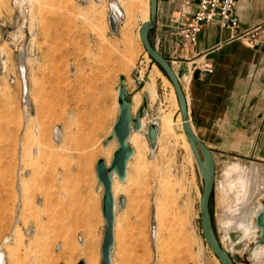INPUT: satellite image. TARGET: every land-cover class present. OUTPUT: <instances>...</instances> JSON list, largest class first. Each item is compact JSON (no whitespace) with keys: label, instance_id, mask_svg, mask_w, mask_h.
Masks as SVG:
<instances>
[{"label":"rangeland","instance_id":"obj_1","mask_svg":"<svg viewBox=\"0 0 264 264\" xmlns=\"http://www.w3.org/2000/svg\"><path fill=\"white\" fill-rule=\"evenodd\" d=\"M112 3L122 11L117 33L108 26ZM149 11V0H0V252L12 264H32L33 257L35 264H62L58 245L83 250L81 237L91 231L98 234L91 256L100 264L105 227L95 165L102 158L109 165L118 147L104 142L119 115L120 76L132 115L141 113V130L131 134L142 143L133 146L126 179L114 178V198L122 196L125 204L115 208L112 264H220L202 237L203 181L175 120L177 97L138 37ZM166 120L171 131L162 133ZM149 124L159 128L154 148ZM232 162L223 157L218 165L209 209L216 237L241 264L229 236L237 230L228 219L256 207L264 168L231 170ZM250 174L255 194L248 189ZM93 191L100 206L95 228H87L84 209L90 203L94 211L86 198Z\"/></svg>","mask_w":264,"mask_h":264},{"label":"crops","instance_id":"obj_2","mask_svg":"<svg viewBox=\"0 0 264 264\" xmlns=\"http://www.w3.org/2000/svg\"><path fill=\"white\" fill-rule=\"evenodd\" d=\"M196 8L197 0L187 5L184 0H158L154 34L148 38L160 53L173 59L171 66L186 97L189 124L196 137L213 152L216 171L223 157L234 159L233 167L229 168L231 170L246 168V164L264 168V43L260 40L256 45L249 46L239 40L232 30L213 24L203 27L194 44H184L177 34V20L189 18L197 11ZM235 14L240 22L238 31L262 21L264 0H237ZM205 65L211 67V73L206 71ZM248 180V189L255 194L257 180L252 174ZM262 182L264 186V180ZM261 192V197H264V190L261 189ZM88 197L93 199L94 211L88 208L90 203H85L84 211L88 212V216L85 215L84 226L95 228L100 199L94 191ZM261 197L254 199L256 207L252 203L247 211L237 210L228 219V223L237 230L229 236L235 252H240L241 264H261L264 260V246L256 247L251 253L248 251L253 240L251 218L258 209ZM253 207L255 209L249 218ZM241 220L251 228L246 236L242 234L243 229L237 227ZM33 240L34 234L32 250L39 256L40 249ZM97 240L98 234L91 231L81 237V242L87 244L83 250L64 249L61 243L57 244L56 254L62 264L63 261L77 264L81 256L93 257L91 254L96 252ZM55 248L56 245L53 252ZM51 250L50 247L49 254ZM2 256V264H12L6 251ZM34 260L35 257L32 264H35Z\"/></svg>","mask_w":264,"mask_h":264},{"label":"water","instance_id":"obj_3","mask_svg":"<svg viewBox=\"0 0 264 264\" xmlns=\"http://www.w3.org/2000/svg\"><path fill=\"white\" fill-rule=\"evenodd\" d=\"M157 1L149 0V19L141 23L138 30V37L145 52L149 55L153 63L160 68L167 80L173 86L175 96L177 97V105L180 113L182 130L189 142L190 150L196 160L197 166L200 169L203 181V188L199 200L200 210V224L202 237L212 253L216 256L220 264H235L230 252H228L219 239L216 237L214 226L211 219V211L209 209V202L211 194L215 185L216 166L213 152L207 145L196 137L195 133L189 124V116L187 110L186 97L183 94L180 81L171 66L172 58L164 56L155 48L148 38L151 29L154 28L157 19ZM120 13V12H119ZM121 15V13H120ZM108 26L114 33L119 31L118 17L112 11L108 17ZM118 89V112L119 115L115 124L113 125L112 134L106 139L105 144L114 140L117 141L118 147L112 154V160L107 165L105 159H99L96 162V178L97 183L102 186V207L101 213L104 220V234L102 237V245L100 249L101 261L100 264H112L111 252L114 247V223H115V208L116 206H124L125 198L118 197V200L113 195V181L114 178L120 182L126 179L127 164L130 161L133 153V147L129 145V137L133 130L140 131V117L141 113L136 116L132 115L130 94L127 91L125 79L123 76L119 77ZM158 127L154 124H149L147 128V140L151 148L155 147L157 141ZM258 209L251 218V226L253 229V240L248 248L249 253L253 252L256 247L264 246V197L258 200ZM77 264H85L79 261ZM261 264H264V260Z\"/></svg>","mask_w":264,"mask_h":264},{"label":"built area","instance_id":"obj_4","mask_svg":"<svg viewBox=\"0 0 264 264\" xmlns=\"http://www.w3.org/2000/svg\"><path fill=\"white\" fill-rule=\"evenodd\" d=\"M190 1L184 0V3L187 5ZM236 1L197 0V11L187 19L177 20V34L184 44H194L204 26L216 24L222 29L228 28L235 32V36L249 46L256 45L260 40L264 43V20L238 31L240 22L235 14ZM205 66L206 71L211 73V67Z\"/></svg>","mask_w":264,"mask_h":264},{"label":"bare ground","instance_id":"obj_5","mask_svg":"<svg viewBox=\"0 0 264 264\" xmlns=\"http://www.w3.org/2000/svg\"><path fill=\"white\" fill-rule=\"evenodd\" d=\"M109 11L110 12H114L115 14H116V16L119 18V17H121L122 16V11H120V9H119V7H118V5L116 4V3H112V5H110L109 6ZM121 13V15H120V13ZM120 19V18H119ZM149 19V17H148V15L144 18V19H142V22L141 23H143L144 21H147ZM130 31V30H129ZM129 33V32H128ZM127 35H129V34H127ZM129 39V38H128ZM23 72V71H22ZM152 73V72H151ZM23 74H24V72H23ZM153 86V85H152ZM155 93V92H154ZM154 96H155V94H153ZM153 97V96H152ZM135 98V97H134ZM140 98V97H139ZM137 101V100H136ZM135 101V102H136ZM167 101V100H166ZM169 101V100H168ZM164 102V101H163ZM161 105V104H160ZM168 106V105H167ZM173 106V105H172ZM173 108H175V106L173 107ZM158 111V110H157ZM163 112V111H162ZM166 112V111H165ZM168 113V112H167ZM165 116V115H164ZM160 117H162L161 115H160ZM159 117V118H160ZM167 118V117H166ZM162 120V119H161ZM161 120H160V122H161ZM176 121H177V123L179 124V126L181 127L182 126V124H181V118H180V114H179V112H178V116H177V119H175ZM164 121V120H163ZM171 121V120H170ZM176 123V124H177ZM173 124V123H172ZM162 127V128H161ZM171 124H170V122L169 121H165V122H163L162 123V125L160 126V129L162 130V133H163V131H171ZM158 130H159V128H158ZM161 132V131H160ZM175 134V133H174ZM184 134V133H183ZM164 135H166V134H164ZM170 136H171V134H170ZM140 136H138L137 135V133H132V134H130V137H129V139L128 140H130V144L132 145V146H138L139 144H140V142L142 141V140H140L141 138H139ZM163 137V136H162ZM169 138V137H168ZM183 138H184V141H185V135H183ZM160 139H161V137H160ZM170 139V138H169ZM168 139V140H169ZM168 140H166L167 142H168ZM164 142V141H163ZM142 143V142H141ZM160 143H161V140H160ZM159 143V144H160ZM165 144V143H164ZM184 144H185V142H184ZM189 143L187 142V146L189 147V145H188ZM141 145V144H140ZM139 145V146H140ZM138 146V147H139ZM185 148H186V146H185ZM264 180V179H263ZM256 182V181H255ZM118 183V181H114V185H113V194H114V197L117 195L116 193H117V191H118V186L116 187V184ZM249 183H250V181H249ZM253 183V182H252ZM251 183V184H252ZM250 185V184H249ZM249 187V186H248ZM122 188V187H121ZM120 189V188H119ZM122 190V189H121ZM255 191V190H254ZM116 194V195H115ZM243 212V211H242ZM241 216H243V213H242V215ZM234 218V217H233ZM237 227L238 228H242L243 229V235L244 236H246V235H248V233L251 231V228H250V226H249V224H247V223H245L243 220H241L240 222H239V224H237ZM88 248V247H87ZM98 248V247H97ZM89 249V248H88ZM94 256V255H93ZM3 256H2V253L0 252V264H2V262H3ZM96 260H97V258H96ZM93 257H91V259H90V262H88L87 264H96V262H98V261H96Z\"/></svg>","mask_w":264,"mask_h":264}]
</instances>
